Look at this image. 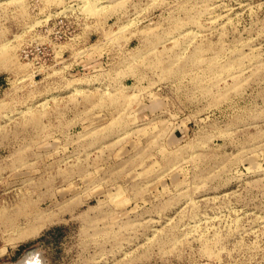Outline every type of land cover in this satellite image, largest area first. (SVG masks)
Instances as JSON below:
<instances>
[{"label": "rangeland", "instance_id": "1", "mask_svg": "<svg viewBox=\"0 0 264 264\" xmlns=\"http://www.w3.org/2000/svg\"><path fill=\"white\" fill-rule=\"evenodd\" d=\"M264 264V0H0V264Z\"/></svg>", "mask_w": 264, "mask_h": 264}, {"label": "bare ground", "instance_id": "2", "mask_svg": "<svg viewBox=\"0 0 264 264\" xmlns=\"http://www.w3.org/2000/svg\"><path fill=\"white\" fill-rule=\"evenodd\" d=\"M17 264H42V259L35 252H28Z\"/></svg>", "mask_w": 264, "mask_h": 264}]
</instances>
